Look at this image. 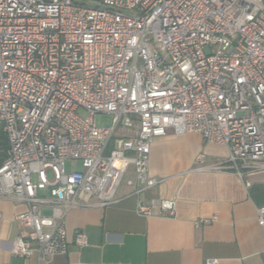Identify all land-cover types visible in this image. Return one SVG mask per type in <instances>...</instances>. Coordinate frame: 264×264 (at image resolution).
I'll return each mask as SVG.
<instances>
[{"label": "built area", "instance_id": "obj_1", "mask_svg": "<svg viewBox=\"0 0 264 264\" xmlns=\"http://www.w3.org/2000/svg\"><path fill=\"white\" fill-rule=\"evenodd\" d=\"M0 126V198L26 207L11 253L42 264L67 254V213L112 204L129 165L136 197L162 181L150 145L169 130L227 147L198 169L264 170V0H0ZM135 211L176 215L166 198Z\"/></svg>", "mask_w": 264, "mask_h": 264}, {"label": "crops", "instance_id": "obj_2", "mask_svg": "<svg viewBox=\"0 0 264 264\" xmlns=\"http://www.w3.org/2000/svg\"><path fill=\"white\" fill-rule=\"evenodd\" d=\"M199 153L205 155L203 164L211 165L227 157V147L192 131L155 137L149 173L162 181L139 197L121 181L112 204L71 209L65 219L67 254L50 264H202L209 258L219 264H264V225L257 220L264 207V170L241 179L230 170L198 169ZM165 198L175 202L174 217L135 211L137 199ZM25 208L0 198V264H42L35 256L11 253L15 239L27 233L20 221ZM201 217L216 219L198 223ZM80 231L87 238L82 247L74 243Z\"/></svg>", "mask_w": 264, "mask_h": 264}, {"label": "rangeland", "instance_id": "obj_3", "mask_svg": "<svg viewBox=\"0 0 264 264\" xmlns=\"http://www.w3.org/2000/svg\"><path fill=\"white\" fill-rule=\"evenodd\" d=\"M95 122L98 126L108 127L112 123V116L109 114L98 113L96 114ZM65 164L67 170L71 168H76V169L81 168L80 162L78 161H66ZM132 174H133V165H129L127 173L122 178V183L127 182V180L132 177ZM45 212H48V210H46Z\"/></svg>", "mask_w": 264, "mask_h": 264}, {"label": "trees", "instance_id": "obj_4", "mask_svg": "<svg viewBox=\"0 0 264 264\" xmlns=\"http://www.w3.org/2000/svg\"><path fill=\"white\" fill-rule=\"evenodd\" d=\"M7 146H8V141H7L6 134L0 127V165L6 157Z\"/></svg>", "mask_w": 264, "mask_h": 264}]
</instances>
